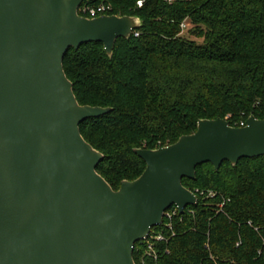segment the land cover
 I'll return each instance as SVG.
<instances>
[{
    "label": "water",
    "instance_id": "95a60500",
    "mask_svg": "<svg viewBox=\"0 0 264 264\" xmlns=\"http://www.w3.org/2000/svg\"><path fill=\"white\" fill-rule=\"evenodd\" d=\"M84 1L0 0V264H137L136 243L167 209L197 205L184 177L264 155V119H201L171 145L136 148L146 168L115 190L80 129L112 109L79 103L64 58L89 42L112 56L141 19L83 16Z\"/></svg>",
    "mask_w": 264,
    "mask_h": 264
},
{
    "label": "trees",
    "instance_id": "16d2710c",
    "mask_svg": "<svg viewBox=\"0 0 264 264\" xmlns=\"http://www.w3.org/2000/svg\"><path fill=\"white\" fill-rule=\"evenodd\" d=\"M87 1L141 19L130 38L117 39L112 56L89 42L64 58L79 103L112 109L80 129L103 153L97 170L115 190L144 172L136 148L171 145L201 119L237 127L251 115L264 119V0ZM185 21L201 40L183 35ZM182 181L197 205L153 228L164 236L148 238L157 258L137 242L135 262L264 264V155L225 160L218 170L204 163L195 179Z\"/></svg>",
    "mask_w": 264,
    "mask_h": 264
},
{
    "label": "built area",
    "instance_id": "2783aa9c",
    "mask_svg": "<svg viewBox=\"0 0 264 264\" xmlns=\"http://www.w3.org/2000/svg\"><path fill=\"white\" fill-rule=\"evenodd\" d=\"M143 2H144V0H138V2H137L138 6L141 7L143 5ZM111 9H112L111 6L110 5H107L105 3L99 4V5H93L89 1L85 0L82 3V5L80 6L79 11L81 10L84 14H87L88 15L87 17H97V16H100V15L109 14V12L111 11ZM187 25H188V23L186 21L183 22L181 24L182 30ZM245 125H246V122H241V126H245ZM224 203L225 202L221 203L220 204V207H222L224 205ZM170 208L166 210L165 215H164V218H167L169 220V222H171L172 218L179 211V209H178L177 206H173V208H171V209ZM168 224H170V223H168ZM158 232H155V230H153V228H152L150 234L145 239L139 241V242L142 243V245H144V244L146 245L145 246L146 253L147 254H150L154 258H157V254L155 252V249H154V246H153L152 241L150 239L148 240V238L151 237V238H154L156 240H164L163 234L160 233V232L158 233ZM141 264H147V262L145 260H142Z\"/></svg>",
    "mask_w": 264,
    "mask_h": 264
},
{
    "label": "rangeland",
    "instance_id": "374dc122",
    "mask_svg": "<svg viewBox=\"0 0 264 264\" xmlns=\"http://www.w3.org/2000/svg\"><path fill=\"white\" fill-rule=\"evenodd\" d=\"M192 25L188 22V25L182 30L183 35L191 37L193 39H197V40H201L196 38L193 34H192ZM230 117V116H228Z\"/></svg>",
    "mask_w": 264,
    "mask_h": 264
}]
</instances>
